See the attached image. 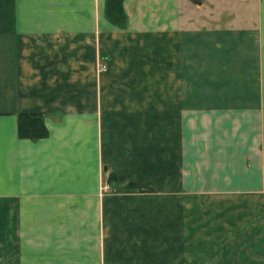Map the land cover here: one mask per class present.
<instances>
[{"label": "crops", "instance_id": "0c3cea01", "mask_svg": "<svg viewBox=\"0 0 264 264\" xmlns=\"http://www.w3.org/2000/svg\"><path fill=\"white\" fill-rule=\"evenodd\" d=\"M123 8L0 0V264H264L223 159L264 173V0Z\"/></svg>", "mask_w": 264, "mask_h": 264}, {"label": "rangeland", "instance_id": "374dc122", "mask_svg": "<svg viewBox=\"0 0 264 264\" xmlns=\"http://www.w3.org/2000/svg\"><path fill=\"white\" fill-rule=\"evenodd\" d=\"M105 7H106V0H105ZM98 63H99V66H101V63H104V62L101 59H99ZM98 63H97V67H98ZM235 140L236 139H233L231 137L228 138L229 143H232V144H236ZM249 150L250 148L246 147L245 145L243 147V151L241 149H238L236 151L229 150L227 153H225V156L223 157V159L227 161L229 170H231V172L236 170L235 171L236 175L241 176L239 178L237 176V179L233 177L229 185L241 187V190H244V191L248 190L247 189L248 187H257L256 189L252 190V194L244 193L242 196H238V198H242L243 219L246 222L253 220V219L255 221H259V223H252V224L245 223L243 227L244 234L264 236V232L260 231V228L264 226L263 224L264 222V179L262 178L264 173L262 172L258 173L256 170H253L252 167H250V164L247 166L246 159L249 158L251 160V155L249 153ZM106 180L107 178H105V180L102 181V184ZM228 181L230 182V180ZM117 192H115L114 194H116Z\"/></svg>", "mask_w": 264, "mask_h": 264}, {"label": "trees", "instance_id": "16d2710c", "mask_svg": "<svg viewBox=\"0 0 264 264\" xmlns=\"http://www.w3.org/2000/svg\"><path fill=\"white\" fill-rule=\"evenodd\" d=\"M197 3L200 0H195ZM105 14L109 21L122 25L126 21V14L123 8V0H106ZM48 134V128L44 117L38 113L21 112L18 116V135L28 138H42ZM111 183L121 181L119 178L110 175Z\"/></svg>", "mask_w": 264, "mask_h": 264}, {"label": "built area", "instance_id": "2783aa9c", "mask_svg": "<svg viewBox=\"0 0 264 264\" xmlns=\"http://www.w3.org/2000/svg\"><path fill=\"white\" fill-rule=\"evenodd\" d=\"M99 72L106 71L107 70V65L105 63H101V66L97 67ZM117 191V188H115L111 182L109 181V178L101 185V193L102 194H107V193H114Z\"/></svg>", "mask_w": 264, "mask_h": 264}]
</instances>
